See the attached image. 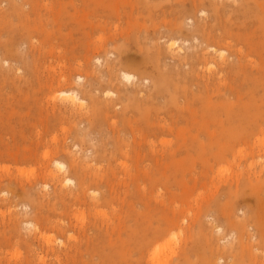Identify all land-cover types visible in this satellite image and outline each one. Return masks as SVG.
<instances>
[{
    "label": "rangeland",
    "instance_id": "374dc122",
    "mask_svg": "<svg viewBox=\"0 0 264 264\" xmlns=\"http://www.w3.org/2000/svg\"><path fill=\"white\" fill-rule=\"evenodd\" d=\"M206 44L254 72H228L244 105L203 88ZM40 252L264 264V0H0V264Z\"/></svg>",
    "mask_w": 264,
    "mask_h": 264
},
{
    "label": "bare ground",
    "instance_id": "6f19581e",
    "mask_svg": "<svg viewBox=\"0 0 264 264\" xmlns=\"http://www.w3.org/2000/svg\"><path fill=\"white\" fill-rule=\"evenodd\" d=\"M81 2V1H80ZM79 5V4H78ZM79 7H81V5L79 6ZM197 39V38H196ZM197 43H199L198 41H196ZM179 42H178V40H171L170 42H169V45L170 46H176L177 44H178ZM207 45V46H206ZM205 45V50H207V54H209V55H211L212 57L211 58H209V60H211L212 59V62L210 63V64H217V66H218V70H219V72H218V74H225L226 72H227V74L225 75V77L224 76H222V75H220V77H216V76H214V75H203V76H200V75H198V77H202V82H200L201 84H202V86H203V88L204 89H207L208 91H210V90H213V89H217V90H219V92H222V88L221 87H224V90L226 91V92H229V94L230 95H233L234 96V98H236L237 99V101L239 102V103H242L243 105H244V103H245V100H243L244 98H243V92L240 90V88L239 87H237V86H235V84L234 83H232L231 81H230V78L229 77H227V76H229L228 75V72L229 73H235V77H237V75H241V76H245V74L246 75H250V76H252L253 75V71H248V69H247V66H246V68H245V66H243V65H246V63L245 64H243L242 63V61H239L237 64H235V65H233L232 66V68H231V70L232 71H229V68H228V66H227V63H226V60H225V58H224V56H225V51H224V49H218L215 45H212V44H206ZM198 46V45H197ZM201 46V45H200ZM181 51V50H180ZM241 51V50H240ZM214 53H217L216 55L218 56V58L216 59L215 58V56H214ZM241 53L243 54L244 52L243 51H241ZM198 54H200V55H198L197 56V63H198V66H200V64L202 63V61H203V59H205L206 58V54H204V57H203V55L200 53V51H198ZM246 57V55H245V53H244V58ZM183 60H185L186 59V57L184 56L183 58H182ZM238 59L240 60L241 59V57H238ZM219 60V61H218ZM179 61V62H178ZM182 61L180 60V59H177V63H181ZM183 62H185V61H183ZM182 62V63H183ZM16 65V64H15ZM123 71V70H122ZM61 75V74H60ZM122 76H123V78L124 79H126V80H131L132 78H134V76L132 75V74H130V73H128V72H125V71H123L122 72ZM64 77V76H63ZM63 79H65L66 80V78L64 77ZM81 76H78V81H81ZM61 80V79H60ZM64 80V81H65ZM83 80V79H82ZM216 81V82H215ZM61 82V81H60ZM66 82V81H65ZM228 89H230V90H228ZM97 92V91H96ZM60 94H61V96H63L64 98L63 99H65L66 100V102L68 101V102H70V103H72V104H74V105H77V104H79V103H85V100L80 96V92H79V90L77 89V90H60V92H59ZM106 94H108V95H110V92L108 91V92H106ZM114 94V93H113ZM107 95V96H108ZM67 102V103H68ZM203 105V104H202ZM206 106L207 107H211V106H213V104L212 103H210L209 101L206 103ZM81 109V108H80ZM73 110H75V109H73ZM204 113V112H203ZM259 140H261V138H259ZM263 140V139H262ZM78 145V144H77ZM258 145H260V144H258ZM263 145V144H262ZM244 150V149H243ZM50 153V152H49ZM47 154V153H46ZM48 155V154H47ZM46 155V156H47ZM239 155V154H238ZM45 157V156H44ZM261 157V156H260ZM56 164V167H58L59 168V170L60 169H62V170H65V169H67V165L65 164V163H63L62 161H59V160H57L56 162H55ZM82 165V164H81ZM78 167V166H77ZM8 168V167H7ZM6 168V170H8ZM57 168V169H58ZM54 169V168H53ZM102 169V168H101ZM22 171V170H21ZM8 172V171H7ZM49 174L51 175V176H53V177H58V176H60L59 174H55V172L53 171V170H50L49 171ZM60 174H61V172H60ZM27 178V177H26ZM25 178V179H26ZM29 178V177H28ZM31 178V177H30ZM94 178L96 179L97 178V176L96 175H94ZM60 179V178H59ZM29 182V181H28ZM63 182H65V184H69V183H72V180L70 179V178H67V179H64L63 180ZM85 196L86 195V190H80V191H78V192H75L73 195H72V197H73V199L75 200V201H81L82 199H81V196ZM97 196V195H96ZM27 205V204H26ZM25 205V206H26ZM76 205V204H75ZM94 205H96L95 204V201H94ZM47 212V211H46ZM2 214V213H1ZM5 214V213H4ZM3 215V214H2ZM76 217V216H75ZM53 218V217H52ZM50 223H53L54 224V226H56L57 228H59V229H62L60 226H61V224H58V223H55V222H52L51 220H48ZM67 223V222H66ZM64 224V223H63ZM27 226H28V224H26ZM29 225H32L31 223L29 224ZM52 225V224H51ZM33 226V225H32ZM32 226H30V227H32ZM38 228V227H37ZM82 228H83V226H82ZM33 229H34V227H33ZM37 230H39V229H37ZM85 230V229H84ZM41 236L42 237H44V239L46 240L45 241V243H46V247H43V251H44V254H46V255H49L50 253H51V255H53V256H55L59 261V263H60V260H63V259H61V256H60V251H58L56 248H55V246L52 244V240H54V239H52V237L51 236H47V235H44L42 232H41ZM174 236V235H173ZM61 241V240H60ZM67 248V247H66ZM36 249H38V248H36ZM61 249V248H60ZM75 250H80V247H77ZM41 251V250H40ZM38 252V251H37ZM155 252H157L158 253V251L156 250ZM41 253V252H40ZM43 253V252H42ZM39 254L40 256H36L37 258H38V260H39V262L40 263H43V264H46V259H45V255H43V254ZM66 253H68V252H66ZM175 253V252H174ZM155 255H157L156 253H154V256ZM158 256H159V254H158ZM55 258V259H56ZM56 259V260H57ZM75 259V258H74ZM154 259V258H153ZM159 259V258H158ZM150 260H152V259H150ZM158 261V260H157ZM155 262V261H154ZM63 263V262H62ZM151 263V262H150ZM159 264L161 263V262H158ZM152 264H153V262H152ZM155 264H157V263H155Z\"/></svg>",
    "mask_w": 264,
    "mask_h": 264
}]
</instances>
